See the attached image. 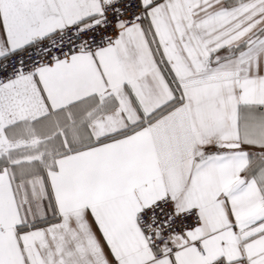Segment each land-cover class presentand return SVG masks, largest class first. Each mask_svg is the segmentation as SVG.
Segmentation results:
<instances>
[{
  "label": "snow or ice",
  "instance_id": "snow-or-ice-1",
  "mask_svg": "<svg viewBox=\"0 0 264 264\" xmlns=\"http://www.w3.org/2000/svg\"><path fill=\"white\" fill-rule=\"evenodd\" d=\"M0 264H264V0H0Z\"/></svg>",
  "mask_w": 264,
  "mask_h": 264
}]
</instances>
